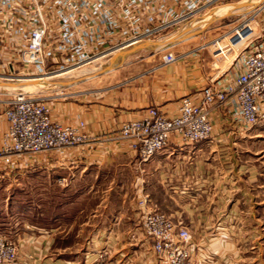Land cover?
Instances as JSON below:
<instances>
[{
  "label": "built area",
  "instance_id": "1",
  "mask_svg": "<svg viewBox=\"0 0 264 264\" xmlns=\"http://www.w3.org/2000/svg\"><path fill=\"white\" fill-rule=\"evenodd\" d=\"M226 1L0 0V39L10 40L9 62L26 68L29 76L0 75V80L52 79L140 43L174 35ZM251 21L252 16L236 26L224 44L213 42L214 57L235 55L224 71L215 72L199 98L182 97L170 115L149 108L119 126L117 138L127 143L140 164L165 148L170 137L185 144L208 140L213 132L209 111L214 107L224 106L227 121L242 132L264 123V22L255 31ZM175 60L169 53L163 63ZM2 117L6 128L0 137V163L8 171L19 159L62 154L87 139L83 121L63 124L45 103L25 95L5 102ZM140 227L160 262L195 264L188 231L173 225L165 214L144 213ZM0 264H17L14 246L1 237Z\"/></svg>",
  "mask_w": 264,
  "mask_h": 264
},
{
  "label": "crops",
  "instance_id": "2",
  "mask_svg": "<svg viewBox=\"0 0 264 264\" xmlns=\"http://www.w3.org/2000/svg\"><path fill=\"white\" fill-rule=\"evenodd\" d=\"M10 45V40L0 39V75L19 68L14 60L9 62ZM193 51L166 66L157 64L128 76L122 84L99 93L98 99L95 95L88 105L66 107L63 113H70L67 122H84L85 144L62 154L19 159L13 171L0 163V178L34 168L58 169L72 176L77 171L85 176L93 169L111 167L114 173H130L134 180L130 191L121 189V193L134 195L133 199L128 198L125 206L114 209L102 223L104 229L90 240L94 250L88 247L80 263L40 250L44 238L46 248L52 245V234L44 233V238H36L34 250L29 243L33 239L25 240L23 248L27 249L22 253L27 264H98L96 253L104 243H109V251L103 252L108 264H163L140 227L142 215L151 210L165 214L173 225L188 231L195 264H260L259 258H264V182L260 174L249 170L233 172L237 161L232 148L225 147V153L219 149L231 137L243 136L227 121L224 106L209 111L213 132L207 141L185 144L170 137L166 147L145 163L140 164L127 143L117 138L123 122L141 117L149 108L170 115L182 97H200L215 73L201 74ZM140 63L143 61L131 66L136 69ZM4 109L5 102L0 98V137L6 128ZM142 196L144 206L138 205Z\"/></svg>",
  "mask_w": 264,
  "mask_h": 264
},
{
  "label": "rangeland",
  "instance_id": "3",
  "mask_svg": "<svg viewBox=\"0 0 264 264\" xmlns=\"http://www.w3.org/2000/svg\"><path fill=\"white\" fill-rule=\"evenodd\" d=\"M248 1L254 2L249 6L242 5L247 4ZM236 4L242 6L235 9ZM250 16H252L251 26L255 31H259L264 22V0H227L221 6L210 10L205 17L191 21L174 35L166 37L168 39H162L160 45H165L197 32L168 49L161 47L159 50L139 51L125 58L120 66L109 72L64 88L46 85L29 87L25 89L26 93L23 95L45 103L54 118L59 117V122L69 124L67 119L70 118V113L67 111L66 114L63 113L66 107L79 108L88 105L95 95L98 99L99 93L104 92L106 88L122 84L128 76L151 70L157 64L166 66L163 63L166 54H173L177 59L194 50L193 58L199 62L201 74L208 76L210 73L224 71L235 54L229 52L223 58L214 57L216 46L213 42L222 41L221 44H224L227 35ZM193 25L199 27L182 33ZM120 52L89 62L68 73L73 76L84 71L96 72ZM140 61L143 63H140L136 69L131 66L134 62ZM27 74L28 70L19 66L16 72L8 76L24 79L29 77ZM61 79L67 80L63 77L59 79L54 77L47 81H61ZM0 82L11 81L0 80ZM16 93L10 91L0 94V98L8 102ZM240 133L243 136L231 137L221 144L219 149L225 153V147L229 145L232 148L234 160L237 161L233 164V172L243 173L249 170L253 174H260L264 182V123L257 124L249 132L240 131ZM110 168L93 169L85 176L77 171H73L72 176L58 169L34 168L0 178V237L14 246L17 252V264H27L22 253L27 249L23 248L26 247L25 240L33 239L29 241L30 247L33 248L36 238H44L42 235L44 233L52 234V245L46 248L47 243L44 238V243L39 241L40 250L49 251L61 258L70 257L80 263L84 252L90 247L91 238L104 229L102 223L114 213V209L121 208L122 204L125 206L127 199L132 200L134 197L121 193V189L130 191L135 186L131 174L114 173ZM143 199L142 196L140 201L138 200V205H145ZM97 251L98 264H108L103 252L109 251V243H104ZM259 259H261L259 263L264 264V258Z\"/></svg>",
  "mask_w": 264,
  "mask_h": 264
},
{
  "label": "water",
  "instance_id": "4",
  "mask_svg": "<svg viewBox=\"0 0 264 264\" xmlns=\"http://www.w3.org/2000/svg\"><path fill=\"white\" fill-rule=\"evenodd\" d=\"M228 15H226V16H228ZM194 34H197V32H193L190 36H192ZM162 39L166 40L168 38H162ZM162 39L155 40V41H146V42L140 43L138 45H135V46H133V47L127 49V50H124V51L122 50L123 52L119 51L120 53L116 54L113 58H111V60L107 63V65H105L103 67V69L95 72L92 75L83 76L81 78H77L76 80L66 81V82L54 80V81L47 82L44 85L50 86V87L59 86L61 88H64V87L71 86L74 83H79V82H82L84 80H87V79L91 78L92 76L101 75L103 73L109 72V71L113 70L114 68H117L118 66H120L125 58H127L129 56H132L133 54H135V53H137V52H139L141 50L157 49L159 47V44L161 42H163ZM185 39L186 38L181 39L179 41H182V40H185ZM171 43H174V41H171ZM117 59H118V62L115 61ZM36 82L37 81H35V80L34 81H28V82H24V81L0 82V94H6V93H9L10 91H16L17 92L16 94L23 95V94L26 93L25 89H27L29 87L38 86L39 84H38V82L37 83Z\"/></svg>",
  "mask_w": 264,
  "mask_h": 264
},
{
  "label": "bare ground",
  "instance_id": "5",
  "mask_svg": "<svg viewBox=\"0 0 264 264\" xmlns=\"http://www.w3.org/2000/svg\"><path fill=\"white\" fill-rule=\"evenodd\" d=\"M252 2H254V1H248V3L246 4H242V5H244V6H249ZM237 6L235 7V9H237V8H239V7H241L239 4H236ZM228 10H230V9H228ZM227 10V11H228ZM225 13H226V11H224ZM223 13V12H222ZM221 15H223V14H221ZM213 20V19H212ZM212 20H210V21H212ZM197 27H199L198 25H193V26H191V27H188V28H186L182 33H185V32H187V31H190V30H193V29H195V28H197ZM187 37H189V35H187V36H185V37H181L180 39H178V41L179 40H181V39H184V38H187ZM178 41H174V43H168V44H165V45H160V44H162V43H160L159 44V47L156 49V50H159V49H161V47L163 48V49H168V48H170L171 46H173V45H175L176 44V42H178ZM164 44V43H163ZM125 50H127V49H125ZM124 51V50H123ZM119 59V58H118ZM118 59L117 60H115L116 62H118ZM107 65V64H106ZM101 69H103V67H101L100 69H98L97 71H99V70H101ZM96 71V72H97ZM68 72H73V71H67V72H64V73H61V74H59V75H57V76H55V78H60V77H63V78H65V79H67V80H62L61 79V81H63V82H66V81H73V80H76L77 78H80V76H89V75H92V74H94L95 72H88V73H85V71H84V73H82V72H79V73H77V74H75V75H70V73H68ZM66 73H68V74H66ZM50 80V79H49ZM30 81H33V80H30ZM60 81V80H59ZM24 82H28V80L26 81H24ZM38 82V86H43L45 83H47V82H50V81H47V80H41V81H37ZM36 82V83H37Z\"/></svg>",
  "mask_w": 264,
  "mask_h": 264
}]
</instances>
